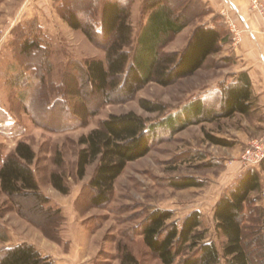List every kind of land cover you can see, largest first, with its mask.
<instances>
[{
  "label": "rangeland",
  "instance_id": "obj_1",
  "mask_svg": "<svg viewBox=\"0 0 264 264\" xmlns=\"http://www.w3.org/2000/svg\"><path fill=\"white\" fill-rule=\"evenodd\" d=\"M81 1H70L66 8L59 11L57 8L63 0L0 1V107L9 110L13 118L12 124L0 126V154L10 155L21 140L33 146L37 160L32 167L40 181L41 192L49 199L45 207L52 212L45 214L40 211L32 195L10 197L0 187V232H4L9 239L8 242L0 239V250L8 246L12 238L16 241L22 238L42 246L44 252L57 251L68 264H121L122 247H126L139 264H162L144 246L139 235L145 218L155 209L173 211L174 220L179 225L190 213L199 211L203 227L208 231V240L221 247L223 239L216 230L215 207L248 169L242 159L245 149L255 140L264 139V118L261 113L255 111L247 117L204 122L175 135L161 130L152 151L146 157L128 164L115 183L110 202L101 207L91 206L88 200L91 193L84 190L98 162L88 167L83 180L77 177L76 166L80 148L78 140L99 128L110 115L134 112L151 123L159 122L231 76L238 65L236 56L242 53L248 36V29L240 21L239 13L224 5L222 0H213L215 4L212 1L205 4L200 0H164L176 14L183 16L187 27L167 41L161 48L163 54L182 52L197 28H213L208 26L209 23H213L214 28L219 27L226 37L221 51L210 56L195 75L168 87L151 82L132 99L119 98L118 93H111L110 100L106 102L100 93L87 85L77 95H67V105L60 104L49 109L50 99H55L57 95L60 97V94L64 97L71 77L80 76L76 66L81 67L88 60H103L106 57V43L103 40L92 42L83 32L73 30L65 21V16L71 10L83 21L86 20ZM148 1L126 3L131 5L135 37L147 20L145 6ZM238 1L246 5L244 13L258 20L260 26L264 25V0H258L261 4L258 8H254V0ZM87 17L100 26V8ZM232 26L235 32L231 31ZM22 32L37 37V42L50 56V64L43 69L49 85H44L43 94L36 100L31 99L26 106L18 98L29 89L28 85L12 88L8 84L10 77L21 72L31 78V85L35 86L41 74L35 72L32 75L31 71L22 69L19 71L21 65L17 64L15 56ZM226 47L231 51L230 54H227ZM38 58L40 56L33 54L29 58L23 57L24 61L21 62L24 65L35 64ZM228 59L231 61L225 62ZM143 99L163 104L165 112H145L140 105ZM79 101H84L89 113H92L85 123L82 117L73 114L74 106L81 105ZM212 107L216 105L208 101L207 109ZM21 125L24 127L23 135L18 138L9 135L12 128L18 129ZM207 134L232 142L233 146L215 145L207 138ZM59 151L65 159L61 166L55 163L56 152ZM55 172L65 177L71 189L69 195H62L52 188L50 175ZM261 173L264 181V171ZM183 177L195 178L204 185L185 190L171 186V180ZM74 191L79 192V195L73 200ZM252 200L247 215L264 205V195L253 194ZM56 210L62 211L65 218L61 222V215L58 216ZM256 218L252 214L246 226L254 227ZM77 226L84 227L85 232L82 234L81 249H73L65 241L73 235V229L78 231V228L75 230ZM57 235L61 242L56 239ZM251 247L255 264H263L261 246ZM221 264H225V261Z\"/></svg>",
  "mask_w": 264,
  "mask_h": 264
},
{
  "label": "trees",
  "instance_id": "obj_2",
  "mask_svg": "<svg viewBox=\"0 0 264 264\" xmlns=\"http://www.w3.org/2000/svg\"><path fill=\"white\" fill-rule=\"evenodd\" d=\"M1 1V0H0ZM73 0H63L58 11L66 8ZM81 8L85 11L86 20L71 10L65 21L75 31L83 32L92 42L101 39L106 43V57L103 60H88L85 65L76 66L80 76H72L66 86L64 97L51 98L48 108L68 103L67 95L74 96L90 86L100 93L106 102L111 93L118 97L132 99L147 84L155 82L168 87L175 82L192 77L205 64L210 56L221 51L226 37L220 28L201 26L195 30L188 45L180 53L163 54L161 48L167 41L179 35L187 22L178 15L164 0H149L145 6L148 17L139 35L134 36L131 22V5L134 0H82ZM129 3V4H126ZM102 7V10H101ZM101 10L100 26L88 19L87 15ZM38 25V24H37ZM39 26V25H38ZM33 34L22 32L16 54V61L22 71L41 73L36 85H31V78L18 72L10 77L8 84L12 88L28 85L27 90L19 96L24 106L31 99L36 100L49 85L43 69L50 64V56L45 48L37 42ZM35 54L40 56L35 64L24 65L23 57ZM20 58V60H19ZM231 60H225V62ZM49 70V68H48ZM44 72V73H43ZM44 75V76H42ZM253 97L249 81L242 77L240 83L225 89L224 98L218 111L207 110L204 101L194 99L176 113H170L159 122H149L134 112L112 114L103 120L101 126L78 140L80 146L77 156L76 175L80 180L86 176L90 165L97 163V168L84 190L90 192L88 200L93 207L108 204L113 196L116 181L124 173L128 164L146 157L158 139L161 130L175 135L190 126L204 122H215L234 117L236 114L250 115ZM67 98V99H66ZM74 106V115L82 117L84 123L92 116L84 101ZM141 108L147 113L162 114L165 106L161 103L143 99ZM30 112V110H29ZM31 116L33 114L30 112ZM13 118L0 107V126L12 124ZM38 125V124H36ZM7 130V128H5ZM21 128H12L11 136L23 135ZM8 131V130H7ZM207 138L215 145L232 147L233 143L207 134ZM37 155L33 146L21 140L15 150L7 156L0 154V187L10 197L32 195L38 208L43 213H50L45 205L48 198L40 190V181L33 169ZM55 163L64 165L65 159L61 151L56 152ZM264 161L260 169L249 168L239 177L236 184L225 193L217 203L214 220L218 235L223 239L221 247L207 238L208 231L203 227L202 215L199 211L190 213L181 225L174 220L170 210L155 209L145 218L139 235L144 246L162 264H255L251 246L260 245L264 264V205L257 207L247 215V208L252 204V195H264L262 173ZM50 184L62 195H69L70 187L63 174L52 173ZM173 188L185 190L201 188L203 183L192 177L177 178L170 181ZM81 196L83 194H80ZM81 196L79 199H81ZM61 220L65 219L62 211L56 210ZM52 213V212H51ZM256 216L255 224L247 227L251 215ZM63 217V218H62ZM258 225V226H257ZM256 226V227H255ZM251 232V230H253ZM60 232V230H57ZM57 232V234H58ZM254 234L253 238L251 235ZM0 239L8 242L4 232ZM58 242L61 238L57 235ZM121 264H139L136 257L122 247ZM0 264H55L51 257L43 256L32 244L22 243L8 245L0 250Z\"/></svg>",
  "mask_w": 264,
  "mask_h": 264
},
{
  "label": "crops",
  "instance_id": "obj_3",
  "mask_svg": "<svg viewBox=\"0 0 264 264\" xmlns=\"http://www.w3.org/2000/svg\"><path fill=\"white\" fill-rule=\"evenodd\" d=\"M203 3L207 4L208 1L213 0H200ZM222 3L232 9L234 12L239 13V19L244 24L245 28L248 29V36L245 40V43L243 45V51L240 53L239 56H236L238 58V65H236L234 72L229 76L228 78H225L220 82V84H217L215 87H213L211 90H209L207 93L202 94L198 99H201L204 101L205 107L207 109V102H213L216 107H212L207 110H214L218 111L221 107V102L224 98L225 89L230 86L237 83H240L242 77L246 78L252 89L253 97H252V104L253 107L250 111V115L255 111L261 113L260 115L264 118V25L260 26L258 23V20L252 19L247 12L244 13V10L246 8V5L244 2H240L238 0H222ZM215 4V3H214ZM102 10V7H101ZM261 23V22H260ZM210 27L214 28L213 23H209ZM42 25V24H40ZM140 31L138 32L139 35ZM137 37V36H136ZM227 51V54H230L231 51L229 48H225ZM191 102V101H190ZM189 102V103H190ZM2 108V107H1ZM5 110V108H2ZM7 111L10 115L12 113L9 110ZM237 116L241 117H247L242 114H236L232 118H236ZM223 120V119H221ZM264 124V121H263ZM71 199H76L79 195V192H75L72 194ZM65 210V209H63ZM75 213V211H73ZM65 213V211H64ZM74 218V217H73ZM73 231V235L70 236V238L66 239L65 241L70 245L71 248H78L81 249L82 244V234L85 232L83 231L84 227H76ZM86 228V227H85ZM68 236V235H67ZM11 243L8 245H19L22 243H29L34 245L38 248V250L42 253L43 256L46 257H52L55 264H68L66 261H63L60 257L61 255L57 252H44L42 249V246L34 244L28 240L25 239H17L14 240L11 239Z\"/></svg>",
  "mask_w": 264,
  "mask_h": 264
},
{
  "label": "built area",
  "instance_id": "obj_4",
  "mask_svg": "<svg viewBox=\"0 0 264 264\" xmlns=\"http://www.w3.org/2000/svg\"><path fill=\"white\" fill-rule=\"evenodd\" d=\"M253 4L254 8H258L259 6H261L258 0H254ZM231 31L235 32L233 26L231 28ZM242 159L246 165V168H260L261 164L264 161V139L255 140L249 147H247Z\"/></svg>",
  "mask_w": 264,
  "mask_h": 264
}]
</instances>
